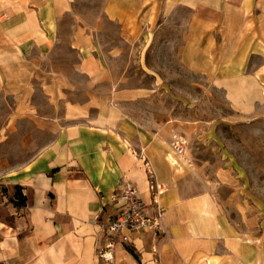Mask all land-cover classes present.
<instances>
[{"label":"crops","instance_id":"crops-1","mask_svg":"<svg viewBox=\"0 0 264 264\" xmlns=\"http://www.w3.org/2000/svg\"><path fill=\"white\" fill-rule=\"evenodd\" d=\"M257 3L0 0V103L4 88L17 90L19 74L34 71L33 56H48L65 37L67 26H77L71 40L84 58L75 71L94 80L114 71L100 59L98 43L104 39L96 38L91 30L102 17L120 25L123 36L131 39L145 23L157 22L163 11L189 10L186 24L191 30L194 23L207 29L222 26L223 41L232 37L228 40L249 42L245 53L241 50L236 55L249 61L264 40V15L252 12ZM206 36L210 42L201 40V49L209 54L207 58H227L222 50L216 54L212 31ZM187 42L188 57L196 45L193 34ZM217 63L230 65L225 60ZM27 82L28 76L25 88H31ZM112 83L116 89L119 83ZM29 98L26 94V104ZM115 103V97H106L99 102L95 119L63 125L28 161L0 171V264H101L99 252L105 238L97 216L103 208L111 210L118 203L114 197L122 189L123 176L138 186L150 209L159 204L165 211L161 229L133 232L130 245L134 253L121 243L110 249L115 264H264V220L259 224L249 204H242L241 196L252 195L242 194L239 176H229V170L217 169L211 161L192 160L191 152H186L188 159L176 154L172 147L175 122L146 126ZM151 181L163 183L165 189L155 196ZM121 257L127 261L122 263Z\"/></svg>","mask_w":264,"mask_h":264},{"label":"rangeland","instance_id":"rangeland-1","mask_svg":"<svg viewBox=\"0 0 264 264\" xmlns=\"http://www.w3.org/2000/svg\"><path fill=\"white\" fill-rule=\"evenodd\" d=\"M252 12L263 16L264 0H258ZM164 13L154 24L141 26L133 39H126L120 25L103 17L96 27L92 26L95 37L104 39L98 43L103 65L114 69L100 74L97 80L74 69L84 59L71 40L77 26L64 29L65 37L48 56L41 58L35 54L34 71L19 74L21 82L17 90L9 86L3 90L0 167L4 168L0 171H10L28 161L63 125L77 119H95L99 102L111 96L117 100L115 107L139 117L146 126L175 122L173 139L177 135L186 140L184 159H188L186 152H191L192 160H208L216 163L217 169L229 170L226 172L229 176L238 175L242 194L252 195L241 196L242 204H249L261 224L264 220V70H260L264 66V40L259 41L262 47L246 61L236 55L241 50L245 53L249 42L229 41L232 37L223 41L222 26L209 30L194 23L191 30L186 24L191 15L189 10L177 8ZM160 21L164 22L160 24ZM209 31L214 35L216 54L222 50L227 58H207L209 54L203 53L201 40ZM189 34H193L196 45L187 57ZM209 42L206 38L205 43ZM221 60L230 65H218L217 61ZM27 76V85L31 87L28 89L25 88ZM113 81L119 83L116 89L111 87ZM91 84L96 87L91 88ZM26 94L31 96L28 104ZM104 238L99 252L101 264H115L110 249L116 243L134 251L129 242L111 239L107 234ZM109 241H112L110 245ZM119 260L127 261L123 257Z\"/></svg>","mask_w":264,"mask_h":264},{"label":"built area","instance_id":"built-area-1","mask_svg":"<svg viewBox=\"0 0 264 264\" xmlns=\"http://www.w3.org/2000/svg\"><path fill=\"white\" fill-rule=\"evenodd\" d=\"M185 143L186 140L182 136L175 135L172 141L174 152L178 155L184 154ZM173 163L178 164V160L174 158ZM121 183L122 189L114 197L118 203L111 210L103 208L97 216L100 231L111 236V239L118 238L130 243L133 240V232L161 229L165 211L163 206L157 204L154 210L150 209L132 179L123 176ZM150 188L155 191L156 196V193L165 189V185L151 181ZM155 201L157 202L156 197ZM111 242L109 241L108 245ZM1 264L8 263L3 262Z\"/></svg>","mask_w":264,"mask_h":264},{"label":"trees","instance_id":"trees-1","mask_svg":"<svg viewBox=\"0 0 264 264\" xmlns=\"http://www.w3.org/2000/svg\"><path fill=\"white\" fill-rule=\"evenodd\" d=\"M16 188H17L16 193H17V196H18L19 202H22V201H23V196H22V194L18 191V186H16ZM129 250H131V249H129ZM131 251H132V250H131ZM132 252H134V251H132Z\"/></svg>","mask_w":264,"mask_h":264}]
</instances>
